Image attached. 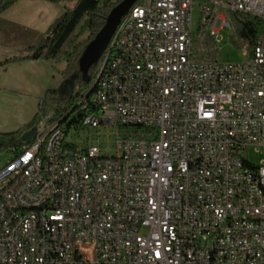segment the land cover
Returning a JSON list of instances; mask_svg holds the SVG:
<instances>
[{
	"label": "built area",
	"instance_id": "obj_1",
	"mask_svg": "<svg viewBox=\"0 0 264 264\" xmlns=\"http://www.w3.org/2000/svg\"><path fill=\"white\" fill-rule=\"evenodd\" d=\"M240 15L259 25L248 60L203 59ZM114 36V78L82 126L133 134L113 156L58 135L38 147L43 116L0 166V264H264V0H137ZM251 150L263 171L242 167ZM52 177L47 213L18 212Z\"/></svg>",
	"mask_w": 264,
	"mask_h": 264
},
{
	"label": "trees",
	"instance_id": "obj_2",
	"mask_svg": "<svg viewBox=\"0 0 264 264\" xmlns=\"http://www.w3.org/2000/svg\"><path fill=\"white\" fill-rule=\"evenodd\" d=\"M19 0H0V17L1 15L12 8ZM54 4L62 2H75L73 10L67 11L53 26L51 29V37L46 45H39L34 49L31 56L24 59L27 60H51L55 63H64L66 69L62 75L65 78L73 79L74 88L82 89L89 84L86 83L84 76L79 70V60L83 55V52L87 46L96 38L103 27L106 24V18L110 12L118 6L124 0H46ZM1 22V18H0ZM258 22L256 19L246 15H240L238 17V23L236 26V35L242 40V44H249L252 49L255 45V41L258 35ZM196 47H199V42H196ZM205 47L208 50L214 48L212 42H207ZM209 52L205 55L208 60H216V51ZM17 59L6 60L1 65H8ZM99 68V63L94 65L86 79L90 80V83L96 78ZM51 94H55V91H50L45 94L44 100H41L38 113L32 119V121L23 129L14 133H0V154L10 151L11 148L17 149L27 145L23 141L25 133L29 132L35 127L36 122L43 116L46 117L53 113L52 121L58 123L60 128L63 124H67V129L75 128L80 130L82 128L83 119L90 114L89 110L83 111L87 105L88 108H92L89 99L84 100L82 93L77 92L69 99H57L51 97ZM81 101V107L79 102ZM51 102L50 110L46 109L45 103ZM64 105L61 108V105ZM77 107L74 108V106ZM67 133V132H65Z\"/></svg>",
	"mask_w": 264,
	"mask_h": 264
},
{
	"label": "crops",
	"instance_id": "obj_3",
	"mask_svg": "<svg viewBox=\"0 0 264 264\" xmlns=\"http://www.w3.org/2000/svg\"><path fill=\"white\" fill-rule=\"evenodd\" d=\"M74 5L70 6L68 2L54 4L46 0H19L1 15L0 96L3 95L10 102L31 106V110L34 112L37 109L38 113L42 95L54 91L50 77L53 78L55 62L24 58L31 56L34 49L51 35L55 23ZM15 58L16 61L1 65ZM29 123L27 119L21 128L9 133L17 132Z\"/></svg>",
	"mask_w": 264,
	"mask_h": 264
},
{
	"label": "rangeland",
	"instance_id": "obj_4",
	"mask_svg": "<svg viewBox=\"0 0 264 264\" xmlns=\"http://www.w3.org/2000/svg\"><path fill=\"white\" fill-rule=\"evenodd\" d=\"M70 6L75 4L74 1L68 2ZM75 6V5H74ZM70 10H73L71 8ZM69 10V11H70ZM201 26V13L198 10V8H195V11L192 15V29H193V35L195 38H197ZM222 36V43L215 45L217 49L216 57L218 59V62L220 63H232V64H240L244 63L248 60V56L245 54V51L243 49V44L241 43V40L236 35V31L233 30L231 32L223 31L221 33ZM231 36V38H230ZM50 36H47L44 40L42 45H46L49 41ZM114 37V36H113ZM208 41H206L207 43ZM206 48V47H205ZM197 49L200 50V45L197 47ZM214 48L211 50H208L206 48V52L201 53V56L205 58V55L209 54V52H214ZM103 60L99 62V68L96 75V78L98 76V73L102 67ZM54 70L52 72L53 78L50 77V80L53 85V90L55 91V94H51V97H55L57 99H69L77 92L82 93V95L85 97L90 89L92 88L96 78L87 86H84L82 89L80 88H74L73 86V79L71 78H65L62 73L66 69V65L64 63H55ZM45 94L42 95V99L44 100ZM92 99V96L89 98ZM46 109L50 110L51 108V102L45 103ZM64 105H61V108H63ZM77 107V105L74 106V108ZM32 113H34L32 115ZM37 113V109L34 110V112L31 110V106H27L25 104H21L18 102H10L9 100H6L3 95L0 96V133H9L12 131H15L16 129H19L22 127V125L25 123V121H32L34 115ZM31 114V116H30ZM55 122L51 121L48 123L49 127L54 126ZM35 127L38 129V131L43 129V123L40 119L36 122ZM61 130L64 132H67L66 134L69 137H72L74 140H82V143L84 145L91 143L94 145H99L102 149V153L107 156H113L116 153V141L118 138H124L125 136H129L130 134H133L132 128L128 130H114L106 127H101L100 129H89L87 127L82 126L80 130H76L75 128L67 129V124H63L61 126ZM13 158V153L11 151L3 152L0 154V166L5 165L9 160ZM262 156L255 153V151L251 150L246 155V160L251 165H254L258 167L261 165Z\"/></svg>",
	"mask_w": 264,
	"mask_h": 264
},
{
	"label": "bare ground",
	"instance_id": "obj_5",
	"mask_svg": "<svg viewBox=\"0 0 264 264\" xmlns=\"http://www.w3.org/2000/svg\"><path fill=\"white\" fill-rule=\"evenodd\" d=\"M120 43L121 36H114L112 38V45H109L107 47V51H105V57L102 59L103 64L98 76L89 93L84 98L85 100L92 96V99L89 100L93 107L95 105L96 98L103 95V91H105L107 87V81L114 78V66L118 64V54H115L114 45H120ZM85 108H88V106L86 105ZM57 135L58 142H65L69 137L63 130H61L59 124L57 123L45 130L43 138L38 139V147H47V142H51V140L55 139ZM241 164L242 167L248 168L249 170L263 171L262 162L258 167L251 165L246 160V155H241ZM253 185H255L256 188H259V191H264L263 179L253 178ZM62 186H64V179H62V177H52V179L47 183V192L37 194L38 202L19 204L18 212H28V210H33L34 213H47V205H49L51 200L58 198V188Z\"/></svg>",
	"mask_w": 264,
	"mask_h": 264
},
{
	"label": "water",
	"instance_id": "obj_6",
	"mask_svg": "<svg viewBox=\"0 0 264 264\" xmlns=\"http://www.w3.org/2000/svg\"><path fill=\"white\" fill-rule=\"evenodd\" d=\"M136 2L137 0H124L116 6L106 18V24L103 29L83 52V55L79 60V70L84 76L87 84H90V80L86 79L90 69L94 65L98 64L109 46L111 39L113 38L123 17L131 10ZM36 134L37 128L34 127L29 132L24 134L23 141L30 144L35 139Z\"/></svg>",
	"mask_w": 264,
	"mask_h": 264
}]
</instances>
